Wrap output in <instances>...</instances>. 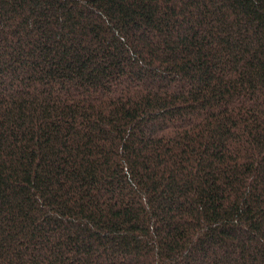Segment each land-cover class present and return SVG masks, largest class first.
<instances>
[{
    "label": "trees",
    "instance_id": "16d2710c",
    "mask_svg": "<svg viewBox=\"0 0 264 264\" xmlns=\"http://www.w3.org/2000/svg\"><path fill=\"white\" fill-rule=\"evenodd\" d=\"M0 264H264V0H0Z\"/></svg>",
    "mask_w": 264,
    "mask_h": 264
}]
</instances>
